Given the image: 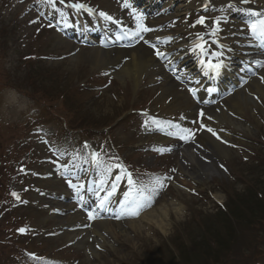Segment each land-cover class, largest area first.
<instances>
[{
    "label": "rangeland",
    "instance_id": "374dc122",
    "mask_svg": "<svg viewBox=\"0 0 264 264\" xmlns=\"http://www.w3.org/2000/svg\"><path fill=\"white\" fill-rule=\"evenodd\" d=\"M117 1L123 2L78 0L96 11L105 12L115 5L118 14H128L132 8L142 10V5L128 0L132 8L125 12ZM155 1L161 8L157 18L175 22L168 35L186 38L199 33L209 54L218 51L211 33L216 18H224L216 17L218 10L208 9L211 0H190L192 7L180 16L174 0ZM73 2L77 0H66L63 5L57 0L52 6L47 0H0V264H264V97L249 93L243 99L235 95L239 90L225 95L234 101L229 107H219L222 118L213 113L228 138L227 150L208 162L200 159V167L205 168L202 179L183 182L177 175L185 163L182 151L191 145L208 148L198 138V119L189 126L195 132L194 140H181L175 129L165 136L166 141L159 142L163 131L153 120L168 128L177 124L183 128L173 111L159 117L164 107L161 74L155 75L158 81L150 82L143 73L135 84L130 72L117 73L115 66L73 58L99 46L60 32L63 21L70 25L78 21L67 6ZM161 5L167 8L163 13ZM150 9L154 14L157 8ZM202 16L205 23L197 24ZM248 23L234 40L231 25L219 27L217 34L236 45L243 38L253 41ZM102 46L115 45L105 41ZM158 60L163 77L173 84L171 90L181 96V107L190 110L194 102L184 89L183 69L166 67L163 59ZM262 65L251 76L264 74ZM202 106L212 111L214 105L203 102ZM156 147L170 151L154 154ZM93 153H100V166L92 162ZM116 164L123 165L137 185L151 187L154 178L164 180L165 187L152 206L132 218L140 222L142 215L165 205L166 232L146 222L124 233L111 223L115 229L101 231L108 241L102 246L94 243L88 231L76 239L69 237L73 229L65 222L80 214L93 221L89 208L94 199L85 197L84 202L81 196L87 191L81 187L77 191L68 182L79 187L96 181L97 175L105 176L99 191L107 196L121 173ZM108 166L111 173L105 170ZM90 173L94 179L87 180ZM117 188L106 204L120 214L127 204ZM76 198L82 200L87 213L77 209ZM170 202L179 205L178 213L167 207ZM105 218L121 221L115 215ZM21 228L26 231L21 233ZM89 244L96 249L88 250Z\"/></svg>",
    "mask_w": 264,
    "mask_h": 264
},
{
    "label": "bare ground",
    "instance_id": "6f19581e",
    "mask_svg": "<svg viewBox=\"0 0 264 264\" xmlns=\"http://www.w3.org/2000/svg\"><path fill=\"white\" fill-rule=\"evenodd\" d=\"M133 2H137V5L143 3L145 4L143 8L144 11L141 12V14H143L145 17L143 22L147 27L152 29V31L148 33H143L144 38L149 41L148 44L140 41L133 47H124V43H127V40L132 39H117L118 36L123 35V28L134 29L136 27V21L131 15L132 10H130L128 14H118L116 12V5L112 6L108 10H105V12L114 17L115 20L119 19V24L106 21L99 17L98 13L101 10L98 12L94 11L93 14L87 15V12H77L75 9H73L77 14L82 13L86 17V20L80 16L81 25H79V27L75 26L73 30L69 29L67 27L68 23L63 21V33L74 36L79 41L92 40L96 44L99 43L100 47L97 45L92 49L85 50L84 53L78 52L73 57L78 59V61L84 58L94 65L115 66L118 68L117 73L120 71L122 73L130 72L131 79L135 84L139 82L140 76L143 73H146L150 79V82L158 81L155 78V75L161 74L159 80H163L164 84L160 87V100L162 101V105L164 107H162V113H160L161 116L159 117H163V112H168L169 110L173 111L177 116L174 118L179 122L180 125H183V128H189L190 124H196L194 121H196L197 118V121L200 124L204 123L207 127L212 128L219 135L220 139L218 140L206 130H200L198 133V138L204 143L205 146L208 147V150H201L196 147V145H191L182 151L180 156H182V159L185 163L180 164L177 175L181 181L191 183V181L194 179H202L204 175L205 168L202 169L200 167V159H207L206 162H208L212 159V156H216L227 150L228 138L215 120V118L217 119L218 116L213 113V110H215L220 114L221 118L224 116V113L221 109L219 112V107H229V102L234 101L233 97L227 96V98H225V95L239 90V92L235 93V95H240L241 97H238L243 99H245L246 94L249 93L254 94L255 96L260 95L264 97V81L261 80V77H263L264 74L259 75L258 78H255L256 75L255 77L251 76V74L256 72L257 68L264 64V51L260 46H258V43L256 42L240 41L241 45H236L234 41L224 42V40L218 37V35H212L213 40L217 43L218 51L224 52L223 59L225 60L227 67L221 71L219 76H215V74L212 73L205 74V69L200 65L199 62L201 58L199 52H193L191 50L192 47L198 42L196 39L197 35L187 36L186 38H176V36L173 37L168 35V30H172L174 28L175 22H173V20L162 21V18H157V13L150 14L149 11L151 9L147 10V8L157 7L156 11H159L160 9L156 1L146 0L144 2V0H133ZM176 2L178 4L176 10L177 15L185 13L192 7L190 0H176ZM203 2L207 1L204 0ZM230 3L234 5L232 9L228 8V4ZM259 3L263 4L261 5ZM116 4H118V8L125 10V8L122 6L123 2L117 1ZM211 4L224 5L223 10H221L219 14L223 11L222 13H226L229 16L233 15L234 18L229 19L226 22L227 25H231V34H233L234 31L239 34V31L242 30V26L245 21L251 22V20L256 19V17L250 16L248 11H243L242 9L264 13V0H249L248 4H242L240 0H211ZM161 13L163 12L161 11ZM160 22L164 24L162 28L157 26V24ZM213 29L214 28H212V31ZM169 37H171L170 40L168 39ZM230 38L231 40H234L235 34L230 35ZM105 41L112 43V45L115 46L109 49L103 48L102 44H104ZM163 42H165L164 45H162ZM237 42L239 41L237 40ZM262 43L264 42L262 41ZM220 44H223L224 47H219ZM150 45H155L160 51L166 53V56L164 58H158L155 55V49ZM240 47H245L246 49L244 50ZM208 57L210 58V56ZM158 59H163L166 67L169 66L173 67L174 69H183V72L180 73V76L186 80L191 88L196 89L197 99L200 102L199 105L196 104L190 108V110H186L185 108L181 107L183 106L181 96L175 94L171 90V86L173 84L163 77L164 74L161 71V67L163 65ZM256 61H261L262 64H257ZM187 63H190V69L189 66L185 65ZM241 85L244 86L242 87ZM210 89H215V91H210ZM219 100L220 103H217ZM202 102H211L214 105L212 107V111L202 108L203 106L200 105ZM231 108L232 107H230V109ZM201 111L205 113L203 118L199 116ZM181 116H183L184 119H181ZM208 117H211L212 119H208ZM150 119H154V117H151ZM156 125L159 130L163 131V135L158 138L159 142L166 141L167 137L165 136L176 129L172 126H170V128H168V126L165 127L160 123H157ZM157 149L160 148L156 147V149L153 151L154 154H157ZM189 165H191V168L188 170ZM84 186H90L94 188L95 192L93 195L97 199L100 198V193L98 192L99 187L97 186V183H91L88 181L84 183ZM117 186H119V194L121 196H125L127 187L129 186L126 177L120 180L117 183ZM100 201L101 200L97 202V207L93 211V215L99 219H96L93 224H87L81 219H78V217L73 218L69 223L65 222L67 227L73 229L68 234L69 237L74 238L80 236L86 228L85 231H88L89 234L93 235L94 243H98L100 246H102L103 244L108 243V241L107 237H105L101 231L106 232L110 231V229H115L109 225L111 223H114L116 227H119V229L124 233L129 230L139 229L140 226L146 225L147 223L152 224L153 227L162 233L166 232L167 213L166 208L164 207L165 205H160L155 208V211H150L149 213L142 215L141 219L144 222H142V220L140 222L135 221L131 216L127 215H122L121 221L116 222L103 220V216L104 218L106 215L112 214L117 216L119 213L115 209L108 208L106 205V207L101 209L99 207ZM121 201L126 203L125 199H121ZM168 206L173 207L177 213L180 211L179 205L175 202H170L167 207ZM90 246L92 247L94 245L89 244L88 250L96 249L95 247H92L93 249H91ZM93 254L97 253L93 252Z\"/></svg>",
    "mask_w": 264,
    "mask_h": 264
},
{
    "label": "snow or ice",
    "instance_id": "6c2138e0",
    "mask_svg": "<svg viewBox=\"0 0 264 264\" xmlns=\"http://www.w3.org/2000/svg\"><path fill=\"white\" fill-rule=\"evenodd\" d=\"M66 0H59L60 4H65ZM240 2L242 4H248L249 0H240ZM47 3L55 6V4L57 3V0H47ZM68 7L75 9L77 12L80 11H84L87 12L88 14H93L94 13V9H92L91 7H89L88 5L84 4V3H80L78 2H73L67 5ZM123 8L125 9H131L132 5L128 2V0H123ZM208 5H205V8H207ZM234 7L233 4H228V8L232 9ZM243 11H248L249 15L252 17H256V19L251 20L250 23H248L247 27L248 30L251 34V37L255 40H259V41H264V13H261L259 11H249L247 9H242ZM99 17L103 18L106 21H110L116 24H119L120 21L115 20L114 17H112L111 15H109L108 13L104 12V11H100L98 13ZM133 19L136 21V27L134 29L132 28H123L122 32L123 35L122 36H118L117 39H133L136 40L137 43H139L140 41H143L145 44H148L149 41L146 40L143 36V33H148L150 31H152L151 28L147 27L144 24V17L143 14L137 12L135 9H132V13H131ZM222 18H216V20L214 21V23L216 24V27L213 29L211 35L216 36L217 33L220 31L219 25L221 22ZM197 24H204L205 23V18L201 17L200 19H198L196 21ZM51 26V25H50ZM138 38V39H137ZM169 40L171 39V37L168 38ZM197 43L192 47V51L193 52H199L200 55V64L204 67L205 69V74L208 73H214L215 76H219L221 74V71L223 69H225L227 67V65L225 64V60L223 59L224 57V52L223 51H214L211 52L209 54L208 49L206 47V42L204 41L203 36H201L199 33L197 34ZM213 43H216V41H213ZM152 48L155 49V55L158 58H164L166 56V53L160 51L158 48H156L155 45H150ZM219 47L223 48L224 45L220 44ZM230 51V49H229ZM210 58L205 60L204 57L205 56H209ZM257 64H262L261 61H256ZM264 66V65H262ZM261 80L264 81V77H261ZM189 91L191 92V94L193 96L196 95V89L191 88L189 89ZM210 91H215V89H210ZM145 115H147V113H145ZM199 116L201 118H203L205 116V113L203 111H201L199 113ZM181 119H184L183 116H181ZM208 119H212L211 117H208ZM195 122V121H194ZM153 123H159L158 121L153 120ZM171 125V122H168ZM172 127H175L176 129H178V135L179 138L181 140L184 141H189V140H194L195 139V132L192 129L189 128H180V126L177 125H171ZM200 129L201 130H206L207 132L211 133L213 136H215L218 140L220 139L219 135L210 127H207L204 123L200 124ZM156 151L159 152H164V151H170V149H157ZM92 162L94 164H96L97 166H100L103 161L100 157V153H93L92 154ZM116 168L120 169L121 174L117 175L115 177V181L112 184V191L108 192L107 196H105L103 199H101L100 201V205L99 207L101 209H103L106 205V203L109 202V197H111L117 187V183L124 179L125 177H127L128 180V184L130 185V191L125 193V202L127 204V207L125 209H122V212L120 214H118L116 216V219H120L122 215H127V216H131V217H136L139 216L141 211L144 210L145 208L151 207L153 202H154V198L159 195L160 191L165 187L164 184V180L156 177L154 178L153 184L152 186H148V185H137V183L133 180L132 178V174L130 172L127 171V169H125L123 167V165L120 164H116L115 165ZM106 172L111 173L112 172V167L108 166L106 167ZM70 187L76 188L77 191H79L80 187H83V185H80L79 187H77V185H73L71 183V181L68 182ZM101 184L104 183V181L100 182ZM12 195L19 200L20 197L13 192ZM94 217L92 216V214H89V219H93ZM18 231H20L21 233L25 232L26 229H18Z\"/></svg>",
    "mask_w": 264,
    "mask_h": 264
}]
</instances>
